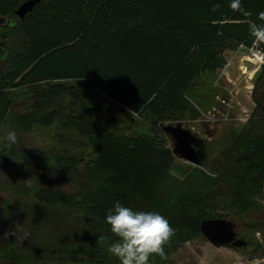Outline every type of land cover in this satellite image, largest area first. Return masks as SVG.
Masks as SVG:
<instances>
[{
  "label": "trees",
  "instance_id": "trees-1",
  "mask_svg": "<svg viewBox=\"0 0 264 264\" xmlns=\"http://www.w3.org/2000/svg\"><path fill=\"white\" fill-rule=\"evenodd\" d=\"M25 1L0 0V129L26 133L57 123L79 139L69 157L48 151L52 171L64 166L79 189L0 187V224L16 221L30 230L23 248L0 251V264L115 260L107 249L117 237L106 216L117 201L163 215L175 230L172 246L200 235L203 220L241 219L257 206L264 191V63L251 90V113L213 165L173 174L160 125L196 114L197 80L222 69L226 52L256 47L264 54V43L249 33L250 22L264 23L258 19L264 0H240V11L232 0H41L19 20L15 12ZM20 93L31 95L27 112L17 111ZM63 96L74 102L69 112L41 110ZM5 152L0 162L22 157ZM244 226L263 235L252 245L264 255V224ZM164 251L168 259L158 256L152 264L169 260Z\"/></svg>",
  "mask_w": 264,
  "mask_h": 264
},
{
  "label": "rangeland",
  "instance_id": "rangeland-1",
  "mask_svg": "<svg viewBox=\"0 0 264 264\" xmlns=\"http://www.w3.org/2000/svg\"><path fill=\"white\" fill-rule=\"evenodd\" d=\"M224 58L225 65L222 69L205 74L197 80L191 101L196 114H192V118L186 114L182 120L166 121L160 125L164 146L171 151L175 160L172 172L177 177H181L188 166L206 169L208 165H213L219 158L220 151L230 147L233 135L243 129L253 109L251 90L260 64L254 61L251 50L244 47L226 52ZM67 85L73 84L68 82ZM30 96L27 93L19 94L16 99L17 111L29 110ZM56 102L41 110L46 112L56 109L65 114L74 105L70 96H63ZM128 120L138 132H147V128L137 117H128ZM10 132L15 133V143L7 139ZM184 136L188 137L187 152L179 150ZM79 145V139L65 133L57 123L48 127L38 125L26 133H18L9 125L3 126L0 129V151L7 155L4 151L15 149L22 157L0 162V187H14L24 191L50 186L64 193L77 191L78 184L70 179L64 166H59L58 171H52L54 160L48 151L55 148L69 157ZM190 151L191 155L188 153ZM256 202L257 206L247 216L226 219L234 225L237 239L250 242L249 246L240 249L215 247L200 234L177 246L167 244L165 249L170 251V257L164 264H264V255L253 252L252 245L261 242L263 235L252 233L244 226V221L247 220L264 224V191L256 197ZM58 218L65 220L67 215L60 212ZM10 224L9 227L0 224V251L7 250L10 244L23 248L30 237V230L24 224L16 221ZM157 257H151L149 264ZM48 262L45 260L43 264ZM28 263L25 260L24 264ZM105 264H119V261L117 258L111 259Z\"/></svg>",
  "mask_w": 264,
  "mask_h": 264
},
{
  "label": "clouds",
  "instance_id": "clouds-1",
  "mask_svg": "<svg viewBox=\"0 0 264 264\" xmlns=\"http://www.w3.org/2000/svg\"><path fill=\"white\" fill-rule=\"evenodd\" d=\"M231 8L240 11V0H232ZM244 14L251 15L248 12ZM258 19L264 21V12L258 14ZM249 33L254 43H264V23L250 22ZM7 139L15 143V133L10 132ZM106 223L110 226V232L117 237L107 251L117 258L119 264H149L153 256L168 259L164 249L175 235V230L163 215L137 211L117 201L108 210ZM99 240L103 242L104 237H99Z\"/></svg>",
  "mask_w": 264,
  "mask_h": 264
},
{
  "label": "water",
  "instance_id": "water-1",
  "mask_svg": "<svg viewBox=\"0 0 264 264\" xmlns=\"http://www.w3.org/2000/svg\"><path fill=\"white\" fill-rule=\"evenodd\" d=\"M41 0H26L23 2L15 12V16L19 20H24L25 17L35 8ZM1 22V21H0ZM4 44L0 45V59L2 57V48ZM183 143H181L179 150L188 151L186 145L188 144V137L184 136ZM182 147V148H181ZM191 155V151L188 152ZM199 231L201 235L215 247H229V248H244L247 245L246 241L237 239L234 232V225L224 219H206L200 223Z\"/></svg>",
  "mask_w": 264,
  "mask_h": 264
},
{
  "label": "built area",
  "instance_id": "built-area-1",
  "mask_svg": "<svg viewBox=\"0 0 264 264\" xmlns=\"http://www.w3.org/2000/svg\"><path fill=\"white\" fill-rule=\"evenodd\" d=\"M251 50L254 61L260 64V66L264 63V54L259 51L256 47L249 48Z\"/></svg>",
  "mask_w": 264,
  "mask_h": 264
},
{
  "label": "flooded vegetation",
  "instance_id": "flooded-vegetation-1",
  "mask_svg": "<svg viewBox=\"0 0 264 264\" xmlns=\"http://www.w3.org/2000/svg\"><path fill=\"white\" fill-rule=\"evenodd\" d=\"M2 43H0V45H1ZM5 47V46H4ZM4 47L2 48V52L4 51Z\"/></svg>",
  "mask_w": 264,
  "mask_h": 264
}]
</instances>
